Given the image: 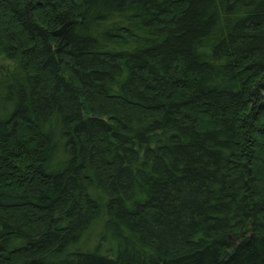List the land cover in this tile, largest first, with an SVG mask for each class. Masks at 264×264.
Here are the masks:
<instances>
[{"label":"trees","instance_id":"trees-1","mask_svg":"<svg viewBox=\"0 0 264 264\" xmlns=\"http://www.w3.org/2000/svg\"><path fill=\"white\" fill-rule=\"evenodd\" d=\"M0 264H264V0H0Z\"/></svg>","mask_w":264,"mask_h":264},{"label":"rangeland","instance_id":"rangeland-1","mask_svg":"<svg viewBox=\"0 0 264 264\" xmlns=\"http://www.w3.org/2000/svg\"><path fill=\"white\" fill-rule=\"evenodd\" d=\"M1 164H3V162H0Z\"/></svg>","mask_w":264,"mask_h":264}]
</instances>
